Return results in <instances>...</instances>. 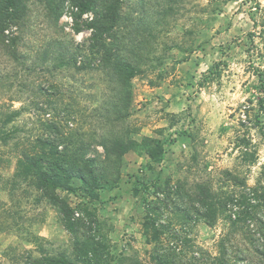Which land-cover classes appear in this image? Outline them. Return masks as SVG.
Wrapping results in <instances>:
<instances>
[{
	"label": "rangeland",
	"instance_id": "374dc122",
	"mask_svg": "<svg viewBox=\"0 0 264 264\" xmlns=\"http://www.w3.org/2000/svg\"><path fill=\"white\" fill-rule=\"evenodd\" d=\"M59 1H25L20 26L8 27L0 44V264L69 246L60 213L28 179L14 177L16 164L46 135L58 136L59 148L68 146L73 157L83 142L91 144L84 154H101L95 142L105 127L97 114L116 93L89 47L94 11L80 14L76 0H63L56 22ZM120 13L112 45L123 55L133 49L141 70L130 80L122 125L136 131L137 141L159 139L162 156L154 161L137 148L123 156L116 182L90 195L74 177L76 189L61 194L94 212L114 256L146 258L140 223L154 182L228 189L224 170L253 185L264 166V0H122ZM189 224L195 243L214 252L221 221Z\"/></svg>",
	"mask_w": 264,
	"mask_h": 264
},
{
	"label": "trees",
	"instance_id": "16d2710c",
	"mask_svg": "<svg viewBox=\"0 0 264 264\" xmlns=\"http://www.w3.org/2000/svg\"><path fill=\"white\" fill-rule=\"evenodd\" d=\"M25 1L0 0L1 45L5 44L6 29L13 24L20 26ZM62 3L60 0L53 10L56 22ZM76 4L80 14L94 11V19L87 24L91 29L89 47L100 54L102 68L116 93L108 102L110 107L97 114L105 127L95 142L102 149L101 154H84L91 144L83 142L79 145L83 152L73 157L68 146L59 148L58 136L49 135L38 136L30 150L21 152L14 177L29 180L58 210L70 234L67 248L55 253L40 252L39 257L27 253L24 264H264V166L253 185H248L246 177L224 170V178L230 183L228 189H215L206 182L172 183L169 178L154 182L152 198H143L144 214L140 223L145 244L150 246L146 258H140L137 252L114 256L111 241L94 212L86 207L81 210L73 207L61 194V191L76 189L70 183L74 177L81 180V188L90 195L101 183L116 182L123 156L137 148H143L154 161L163 152L159 139L145 136L137 141L131 137L136 131L122 125L132 100L130 80L141 72L138 62L131 59L135 55L133 49L129 55H123L112 45L121 23L122 0H76ZM16 40L12 36L10 44ZM140 41L144 42L142 38ZM17 114L18 111L8 114L6 122ZM56 125L52 123L53 127ZM10 137L11 131L5 132L4 144ZM247 155L244 150L242 156ZM200 220L210 226L219 220L222 223L214 252L197 245L189 235V223Z\"/></svg>",
	"mask_w": 264,
	"mask_h": 264
}]
</instances>
